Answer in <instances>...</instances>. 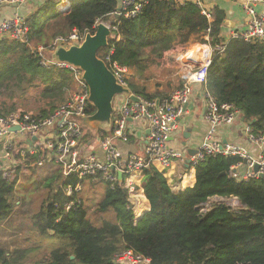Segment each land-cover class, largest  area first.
<instances>
[{
	"label": "trees",
	"instance_id": "trees-1",
	"mask_svg": "<svg viewBox=\"0 0 264 264\" xmlns=\"http://www.w3.org/2000/svg\"><path fill=\"white\" fill-rule=\"evenodd\" d=\"M62 1L47 0L27 17L29 44L0 39V115L31 111L37 118L50 117L67 99L73 80L67 68L43 66L37 48L50 46L58 34L67 35L73 28L92 30L119 8L118 0H68L69 7L59 9ZM224 18L219 7L208 18L193 1L147 0L135 17L114 14L110 21L118 26V38H110L99 56L113 48L111 60L130 70L131 91L162 99L167 95H152L139 81L156 77V68L177 63V53L187 51L191 43L213 48L222 43ZM208 89L219 103L238 108L257 135L264 133V41L233 39L224 55L214 51ZM94 112L90 105L89 114ZM97 134L105 136L109 130L99 128ZM36 159L27 154L13 180L0 169V221L18 207L19 172L22 167L35 171L30 163ZM240 161L221 154L207 156L195 165V185L182 191L173 190L157 168L145 169L142 187L150 210L137 222L124 182L112 184L99 172L90 178L105 184L95 210L113 213L112 219L99 224L89 217L81 192H65L67 185L76 186L77 176L65 179L58 168L45 179V194L32 219L44 237L60 240L61 245L38 262L25 260L28 249L10 252L0 245V264H117L116 255L125 249L150 258L151 264H264V179L233 178L230 170ZM213 197H237L243 208L215 203L202 211Z\"/></svg>",
	"mask_w": 264,
	"mask_h": 264
},
{
	"label": "built area",
	"instance_id": "built-area-1",
	"mask_svg": "<svg viewBox=\"0 0 264 264\" xmlns=\"http://www.w3.org/2000/svg\"><path fill=\"white\" fill-rule=\"evenodd\" d=\"M29 1L0 0V7L11 5L20 8ZM237 1L242 3L248 17L247 27L231 31L222 43L212 48L213 54L215 51L219 55H224L228 43L233 39L251 43L264 41V13H259L256 10V5L264 3V0ZM146 3L147 0H121L119 8L114 14L123 17H135ZM197 4L201 7L202 13L210 18L212 9L202 3L198 2ZM69 5L68 0H63L58 7L59 9H66ZM100 22L103 21H98L92 30L84 32L73 28L67 35L55 38L50 46H40L37 49L43 66L70 70L73 87L69 98L46 119L32 117L26 113L22 115L20 113L0 115V169L5 178L13 180L16 177V169L26 159L27 154L38 156V159L30 163L32 167H43L45 163L50 162L62 170L65 179L77 176L76 186L70 184L65 188L67 195L76 191L79 192L83 185L82 181L96 177L99 172L112 184L119 182L118 175L121 173L136 222L141 215H139L137 205L132 203V198L136 197L137 187L134 182L130 181V178L133 174L144 173L145 169L151 166L166 174L173 163L179 162L186 165L187 159H190V166L195 168V165L207 156L221 154L241 159L230 170V175L233 178L239 181L264 179V133L257 135L251 122L245 119L238 108L230 103H219L211 94L208 89V71L211 60L196 65L185 77V82L162 99L146 98L132 91L131 95H134L136 100L131 95H116L109 134L105 136L96 135L101 153L85 154L81 149L83 142H86L84 141L86 131H84L82 120L91 115L89 108L90 105H93L89 101L88 84L84 81L83 71L79 67L55 61L51 55L60 46L69 48L73 44H81L88 33L96 31ZM104 23L110 28L111 36L114 34L118 38L116 34L118 26L111 21ZM29 33V25L24 17L15 15L13 18L0 22V39H11L29 44ZM206 39L209 40V35H206ZM112 52L113 48L103 57L104 61L115 75L117 82L129 88L130 70L117 61L111 60ZM194 84L203 88L206 100L204 117L209 128L201 144L197 147L198 152L190 156L187 150L177 149L173 146L172 140L178 133L182 132L180 121L187 112V107L192 99ZM239 119H243L244 132L248 139L255 144L258 153H252L249 148L242 144L223 141L219 137L218 129L221 126L232 125ZM130 120H146L149 124V143L145 150V156L132 154L124 157L118 148L117 141L126 137ZM14 126H20V129L12 131ZM33 136H36L37 140L30 144L28 140ZM255 165H259L258 171H255ZM222 199L227 202V204H223L228 207L243 208L237 197ZM71 206L72 204L69 203L66 208L70 209ZM209 208L210 202L202 208V211H207ZM114 261L117 264H151L150 258L132 249H125L118 253Z\"/></svg>",
	"mask_w": 264,
	"mask_h": 264
},
{
	"label": "crops",
	"instance_id": "crops-1",
	"mask_svg": "<svg viewBox=\"0 0 264 264\" xmlns=\"http://www.w3.org/2000/svg\"><path fill=\"white\" fill-rule=\"evenodd\" d=\"M47 0H30L29 3L16 8L11 5L0 7V22L5 19L13 18L15 15L20 17H27L38 10ZM119 3L121 0H118ZM178 2L193 1L196 3H202L206 7H210L214 11L215 7H219L225 12V18L222 22L221 37L222 39L227 38L231 31L244 29L247 27L248 17L242 6V3L237 0H177ZM256 10L259 13H264V3H259L256 5ZM114 16H110L107 21H110ZM40 47V46H39ZM38 47V48H39ZM213 47L209 44L201 43H191L185 54H177V61L181 62V67L177 71L180 73V77L184 79L185 77L196 67V65L201 64L207 60H212L213 58ZM187 63V64H186ZM131 75V73H130ZM181 86V85H180ZM206 104L205 96L203 93V88L198 85H193V96L187 107V112L182 117L180 123L182 126V132L178 133L172 140V145L177 149L187 150L188 148H197L205 134L208 131L209 125L204 117V107ZM243 119L237 120L235 123L229 126H221L218 129V135L223 141H228L232 143L242 144L249 148L252 153H258L257 147L253 142H251L243 129ZM191 128V134L186 140L187 145L184 146L185 140L176 141V138L184 136L187 129ZM127 135L123 139L117 141L118 148L124 157L135 154L139 156H145V150L149 143V124L146 120L133 121L130 120L128 125ZM85 154L88 153H101L98 137L96 136L92 140L88 139L87 142H83L81 147ZM46 164V163H45ZM47 166L58 167L53 163L48 162ZM22 167V166H21ZM45 167V166H43ZM41 167H36L39 170ZM23 171L28 170V168L22 167ZM29 170H31L29 168ZM35 170L36 172H39ZM56 170V169H55ZM54 170V171H55ZM33 171V170H32ZM54 171H50L48 176ZM165 177L167 178L172 189L175 191H182L186 188L193 187L196 183V170L193 167H187L179 162L173 163L170 168L166 171ZM144 179V174H133L130 178L131 182H134L137 187L136 197L132 198V203L137 205L139 215H143L145 212L150 210V202L147 199L144 189L142 187ZM86 182V181H85ZM98 182V181H97ZM124 180L122 181V183ZM85 184V183H84ZM84 184L79 192L82 193ZM88 184V182L86 183ZM177 189V190H176ZM85 190V189H84ZM214 199H222V197H213Z\"/></svg>",
	"mask_w": 264,
	"mask_h": 264
},
{
	"label": "rangeland",
	"instance_id": "rangeland-1",
	"mask_svg": "<svg viewBox=\"0 0 264 264\" xmlns=\"http://www.w3.org/2000/svg\"><path fill=\"white\" fill-rule=\"evenodd\" d=\"M62 35L64 34H58L55 38ZM185 53L186 51H183L182 53L178 52L177 54L179 56V54ZM103 57H105V55H103ZM180 67L181 62L178 61L177 63L171 64L167 67L164 66L156 68V77L154 76L146 81L142 80L139 82L147 85V92L152 95H168L185 82L184 76L182 78L180 77V73H177ZM129 78L130 75L128 80ZM71 89L72 88L67 90V99L70 96ZM26 105H32V102L29 104L26 103ZM27 108L30 107L27 106ZM26 114L32 117L34 116L31 111L26 112ZM84 131H86V135L89 140H92L96 135H98L96 133L97 129L95 128H93V130L84 128ZM181 140H185L184 136L176 138V141ZM44 166L45 167L39 168V170L36 169L39 172L29 169L27 171L24 169L19 172L20 179L16 186L15 193L16 197L19 199L18 207L15 208L10 217L4 221H0V245L5 247V249L10 252L17 249H28L29 251L27 252V257L25 259L27 262L41 261L48 257L54 247L61 245L59 242L60 240L52 237H44V235L36 229L32 219L34 213L39 210L45 194L43 183L48 177V173L57 169L55 166H47V163ZM97 181L98 180L86 179L81 196L83 202L88 207L89 217L95 221V223L99 224L105 219H112L113 213L96 212V206L98 202L102 200L105 189V184ZM87 182L88 184H86ZM215 203L227 204V202H224V199H214L210 201V207Z\"/></svg>",
	"mask_w": 264,
	"mask_h": 264
},
{
	"label": "water",
	"instance_id": "water-1",
	"mask_svg": "<svg viewBox=\"0 0 264 264\" xmlns=\"http://www.w3.org/2000/svg\"><path fill=\"white\" fill-rule=\"evenodd\" d=\"M114 37V34L111 36L108 25L100 22L97 25L96 31L94 33H88L81 44H73L69 48L60 46L51 55L55 61L79 67L83 71V79L88 84L90 90L89 101L95 107V112L83 118L82 124L91 130L93 128L110 130L115 96L131 95V89L117 82L108 64L99 56V51L107 47L109 45V39ZM131 96L136 100L134 95ZM19 129L20 126H14L11 130L17 131ZM190 134L191 128H188L184 134V146L187 145L186 140ZM36 140L37 137L33 136L28 142L32 144ZM197 152V148H188V154L190 156L195 155ZM186 166L190 167V159H187ZM254 169L258 171L259 165H255ZM118 179L119 182L123 181V175L121 173H119ZM71 258H74V256Z\"/></svg>",
	"mask_w": 264,
	"mask_h": 264
}]
</instances>
